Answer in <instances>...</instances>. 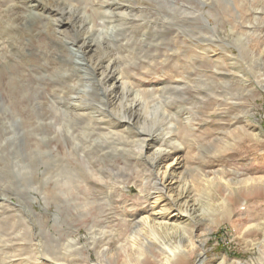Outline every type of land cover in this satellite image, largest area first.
<instances>
[{
	"label": "rangeland",
	"instance_id": "rangeland-1",
	"mask_svg": "<svg viewBox=\"0 0 264 264\" xmlns=\"http://www.w3.org/2000/svg\"><path fill=\"white\" fill-rule=\"evenodd\" d=\"M49 1L0 0V264H144L161 244L169 264H264V0H60L54 19L80 17L64 36L94 47L78 64ZM106 55L125 99L102 96ZM165 154L178 203L153 207ZM161 208L174 229L140 262L116 254Z\"/></svg>",
	"mask_w": 264,
	"mask_h": 264
},
{
	"label": "bare ground",
	"instance_id": "bare-ground-1",
	"mask_svg": "<svg viewBox=\"0 0 264 264\" xmlns=\"http://www.w3.org/2000/svg\"><path fill=\"white\" fill-rule=\"evenodd\" d=\"M57 2H51L49 1L47 3L49 6L48 8H44L42 7L43 9H40L41 11H43L41 14L42 17L46 18L47 20H51L50 24L52 25V22H53V26L51 27L52 28V32H50V34H54L56 35L57 38H62L66 36H64L65 34L67 35V33L69 34L68 31H72L71 29H73L74 27L75 28H79L78 26V23H77V20L78 18L80 17H77L76 15H74L73 13L74 12H71L69 10H66L65 8H61V10L65 11L64 13L60 14V17H62V19L60 20H56L54 19L53 17V13L54 11H56L55 8L59 9L62 5V3H60L59 1L60 0H56ZM17 3V2H16ZM38 2H34V4L30 7H33V9L37 8L36 6L34 5H40V4H37ZM44 3V1H43ZM88 3V2H87ZM117 4V3H115ZM20 5V4H19ZM46 5V4H45ZM41 6V5H40ZM118 6V5H117ZM131 6V5H130ZM137 6V5H136ZM135 6V7H136ZM3 7V6H2ZM14 8V7H13ZM18 8V7H17ZM24 8V7H23ZM120 8V7H119ZM137 8V7H136ZM73 9V8H72ZM141 9V8H140ZM60 10V9H59ZM125 10V9H124ZM89 11V10H88ZM120 11V10H119ZM34 12V11H33ZM16 13V12H15ZM113 13V12H112ZM38 17V15H36ZM35 16V17H36ZM40 16V17H41ZM67 16V17H65ZM36 17V18H37ZM16 19V18H15ZM149 19V18H148ZM34 20V19H33ZM45 20V19H44ZM80 20V19H79ZM22 21V20H21ZM64 22V23H62ZM129 22V21H128ZM131 22V21H130ZM136 22V21H135ZM31 23V22H30ZM134 23V22H133ZM120 24V23H119ZM131 24V23H130ZM5 25V24H4ZM133 25V24H132ZM137 25V24H136ZM9 26V25H8ZM78 26V27H77ZM17 27V26H16ZM50 27V26H49ZM90 27V25L88 26ZM135 27V26H134ZM0 28H3L2 26ZM7 28V27H6ZM142 28V27H141ZM83 29V28H82ZM13 30V29H12ZM50 30V29H49ZM48 30V31H49ZM148 30V29H147ZM15 31V30H13ZM45 31V30H44ZM78 30H76L77 32ZM164 31V30H163ZM9 32H12L11 30ZM15 33V32H14ZM47 33V32H46ZM83 33V32H82ZM161 33V32H160ZM159 33V34H160ZM8 34V33H7ZM13 34V33H12ZM27 34V33H26ZM9 35V34H8ZM7 35V36H8ZM5 36H6V33H5ZM13 36V35H12ZM136 36V35H135ZM155 36V35H154ZM52 37V36H51ZM55 37V38H56ZM152 37V36H151ZM12 38V37H11ZM117 39V38H115ZM5 40V39H4ZM59 40V39H58ZM8 41V40H6ZM116 42V41H115ZM125 42V41H124ZM96 44V43H95ZM149 44V43H148ZM13 45V44H12ZM65 45H66V48L68 50V53L69 55L71 54V58L73 59L74 61V64H78L79 62H85L87 59L85 57H87V54L89 55L90 53H92L94 50V47L93 45L87 41V38L86 36H77L76 39L72 40L71 41V38H66V42H65ZM96 46V45H95ZM120 47V46H119ZM18 48V47H17ZM52 49V48H51ZM118 50V48H117ZM21 51V50H20ZM156 51V50H155ZM110 52V51H109ZM123 53V51H122ZM127 53V52H126ZM130 53V52H128ZM7 55V54H6ZM45 58V57H44ZM43 58V59H44ZM108 59L107 58V55L104 56V57H100V59L96 60L95 63L98 64V68H100L99 71H97L96 69V65L95 67L93 68L95 73H96V77H97V82L98 84H100L101 88H102V96L105 98L106 96H111L112 98H118V99H125V96L123 95V87H121V90H122V95L118 94L117 92L115 93V90H119L120 89V84H115V82H117V78L115 77L114 75V70H111L112 69V60H106ZM40 60V59H39ZM101 60V61H100ZM147 60V59H146ZM151 60V59H150ZM149 62V61H148ZM91 63V61H90ZM120 63V62H119ZM118 63V64H119ZM123 63V61H122ZM87 64V62H86ZM103 64V65H102ZM38 66V65H37ZM86 67V66H85ZM127 67V66H126ZM41 68V67H40ZM37 70V69H35ZM70 70V69H69ZM66 71V70H65ZM2 72V71H1ZM48 72V71H47ZM6 73V72H5ZM117 74V73H116ZM24 76V75H23ZM29 77V76H28ZM22 78V77H21ZM19 79V78H17ZM83 80V79H82ZM91 80V79H90ZM22 81V80H21ZM125 81V80H124ZM33 82V81H32ZM18 83V82H17ZM23 83V82H22ZM95 83V82H94ZM119 83V81H118ZM12 86V85H10ZM20 86V85H19ZM18 86V87H19ZM23 86V85H22ZM85 86V87H84ZM83 88V92L81 94V100H82V97L84 98V94H87V89L86 87H88V85H84ZM92 86V85H91ZM10 88V87H9ZM29 88V87H28ZM27 88V89H28ZM97 88V87H96ZM12 89V88H11ZM16 89V88H15ZM92 90V89H91ZM90 90V91H91ZM94 91V90H93ZM98 91V90H97ZM125 91V90H124ZM9 92V91H8ZM22 92V91H21ZM20 92V95L23 93ZM26 92V91H25ZM99 92V91H98ZM130 92V90L128 91ZM6 93V92H4ZM13 93V92H12ZM10 93V94H12ZM16 93V92H15ZM14 93V94H15ZM55 93V92H54ZM56 94V93H55ZM58 94V93H57ZM8 95V94H6ZM84 95V96H83ZM135 95V94H134ZM10 96V95H8ZM7 96V97H8ZM14 96V95H13ZM17 96H19L17 94ZM23 96V95H22ZM56 96V95H55ZM101 96V97H102ZM57 98V97H56ZM78 98V97H77ZM22 99V97L20 98V100ZM60 99V98H59ZM69 99V98H68ZM78 99V100H80ZM19 100V102H20ZM77 100V99H76ZM80 100V101H81ZM86 100V99H85ZM11 101V100H10ZM14 101V100H13ZM68 101V100H67ZM71 101V100H70ZM83 101V100H82ZM104 101V100H103ZM106 101V100H105ZM18 102V101H17ZM15 102V103H17ZM119 102V101H118ZM10 103V102H9ZM8 103V104H9ZM13 103V102H11ZM83 103V102H82ZM88 103V102H87ZM110 106H113L114 102H109ZM136 101H133L132 103H129V104H125L122 106V114L121 115H118V121L123 124V125H127V127L129 128V126L131 124H135L137 121H133V110H135L134 106L136 105ZM14 104V103H13ZM81 104V103H80ZM12 105V104H11ZM19 105V104H18ZM73 105V104H72ZM13 106V105H12ZM80 106V105H79ZM118 106V105H117ZM73 107V106H72ZM120 107V106H119ZM10 108V107H9ZM19 107H17L16 109H18ZM116 108V107H115ZM13 109V108H12ZM11 110V109H9ZM71 110V109H70ZM118 110V108H117ZM11 112V111H10ZM72 112V111H71ZM99 112V111H98ZM17 113V111H16ZM20 113V112H19ZM17 113V114H19ZM23 113V112H22ZM95 114V113H94ZM118 114V113H117ZM136 114V113H135ZM20 115V114H19ZM21 116V115H20ZM15 117V116H14ZM32 117V115H31ZM30 117V118H31ZM29 119V118H28ZM92 120V119H91ZM28 121V120H27ZM27 121H24V122H27ZM22 123V122H21ZM46 123V122H45ZM105 123V122H104ZM139 123V121H138ZM188 123V122H187ZM186 123V124H187ZM100 124V123H99ZM112 124V123H111ZM30 125V124H29ZM38 125V124H37ZM42 125V124H41ZM107 125V124H106ZM126 128V130L128 129ZM73 129V128H72ZM110 129V128H109ZM73 132V131H72ZM117 132V131H116ZM120 132V131H119ZM121 132H124L121 130ZM120 132V133H121ZM141 132L143 134H146V132L141 129ZM128 133V132H127ZM120 135V134H119ZM149 135V133L147 134ZM88 136V135H87ZM89 139V138H88ZM56 141V140H55ZM85 141V140H84ZM92 141V140H91ZM119 141V140H118ZM124 141V140H122ZM126 142V141H124ZM137 142H142L140 143V147H139V155L142 157V150H143V142H146L145 138L142 139V140H139ZM170 147V146H169ZM178 147V146H177ZM180 147V146H179ZM85 151V150H83ZM166 151V150H165ZM167 154V153H166ZM165 154V155H166ZM163 155V154H162ZM159 156V155H158ZM164 156V155H163ZM161 158V157H160ZM159 158V159H160ZM168 158V155H166V157H162L161 160H157L155 164H153L152 169L156 172V176H157V185L159 186L157 189H156V193H153L155 196H154V203L153 204V207H155V205H158L159 202H162L163 200H165V205H168L170 208L172 206H174L175 204L178 203V198H175L176 196H172L170 195L167 191H168V186H169V182H171L172 180V176H171V172L169 171V166L167 165L166 167H162L164 166L163 165V162H165V160H167ZM146 159V157H145ZM114 160V159H113ZM71 162V161H70ZM83 165V164H82ZM152 165V164H151ZM96 166V165H95ZM76 168V167H75ZM161 168H164L163 171H161ZM94 169V168H93ZM100 169V168H99ZM95 182V181H94ZM108 188V187H107ZM118 195V194H117ZM152 196V194H150ZM149 195V196H150ZM178 196V195H177ZM183 203V202H182ZM167 206V207H168ZM170 208H168L167 210H170ZM175 209V207H174ZM186 209V208H185ZM153 211V208L151 209ZM159 211V210H158ZM165 209L161 208L159 212H156L154 213L153 215H151V217H147V216H142L140 217V219L137 221V224L135 225V229H133L132 233L127 237V241H126V244L124 246H120L119 247V253H116V254H125V257H126V260H128L127 262H129L130 260L131 261H139L141 260L142 257H145L146 256V251L147 252H151V248L149 247V241L151 243H158L159 242V238L156 236V234H159V232H164V231H169L171 229H174V226L170 223V219H166L165 216ZM174 210H170V212H173ZM178 212V210H176ZM184 213L187 214V210L184 211ZM176 214V213H175ZM179 214V212H178ZM168 215V214H167ZM177 215V214H176ZM139 216V215H138ZM175 216V215H174ZM179 216V215H178ZM26 218V217H25ZM31 221V220H30ZM105 221V220H104ZM172 226V227H170ZM177 226V225H176ZM175 226V228H176ZM92 227V226H91ZM93 231V230H92ZM172 231V230H171ZM175 231V230H173ZM109 233V232H108ZM97 234V233H96ZM103 234V233H102ZM144 235H148L149 237H151V239H145V240H142V237ZM106 236V235H105ZM94 240V239H93ZM102 240V238H101ZM41 243V242H40ZM77 243L78 241L77 240H70L69 242H67L65 244V247L67 249H71L73 247H76L77 246ZM74 245V246H73ZM81 248V247H80ZM80 248H76L75 251H79ZM82 249V248H81ZM160 254L157 255V256H150V257H147L146 258V263L144 264H148L149 262H153L155 264H169L170 260L169 259L170 257H174L176 258L178 256V254H180L181 250L179 248H170L168 246H165L163 244L160 245ZM114 252V251H113ZM109 254V252L107 250H104V251H98L96 252V256H97V259L100 258V256H102L103 254ZM175 254V255H174ZM107 256V255H106ZM178 258V257H177ZM104 262L102 261L103 264H116L114 261H116V259H114V254H112L111 256H109V258H104ZM89 261V260H88ZM61 264H74L72 263L71 261H63L61 262ZM83 264H88V263H83ZM95 264H100V261H97L95 262ZM140 264H143L142 262H140ZM174 264H183L182 261L180 259H176Z\"/></svg>",
	"mask_w": 264,
	"mask_h": 264
}]
</instances>
